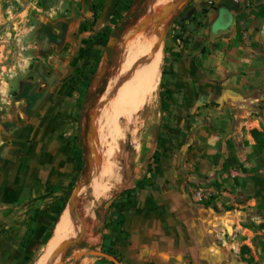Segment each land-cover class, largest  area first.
Returning a JSON list of instances; mask_svg holds the SVG:
<instances>
[{"label": "crops", "instance_id": "crops-1", "mask_svg": "<svg viewBox=\"0 0 264 264\" xmlns=\"http://www.w3.org/2000/svg\"><path fill=\"white\" fill-rule=\"evenodd\" d=\"M119 1L84 0L83 19L66 35L79 43V58L89 35L112 26ZM225 2L231 0H190L177 9L165 30L159 144L164 147L160 163L171 167L172 176L168 174L157 191L146 188L133 199L125 195L115 199L102 225L88 240L80 229L79 237L65 247L75 245L76 249L63 260L65 250L58 264H108L88 253L107 250L114 253V261L107 259L113 264H243L236 252L234 225L218 227L216 217L204 215L203 207L192 206L176 189V155L170 153L182 147L185 139L196 138L207 121L224 124L225 139L238 137L245 125H257L253 114L260 111L264 99L260 33L258 37L252 25L238 37L235 8L226 9L229 26L217 24ZM258 4L264 5V0ZM94 5L98 17L92 24ZM76 63L57 73L49 97L27 121L10 132H0V264H37L82 180L74 168L79 104L76 94L62 83ZM213 115L215 119L210 118ZM157 145L158 140L154 150ZM145 176L146 172L129 189H136ZM121 205L128 208L123 215ZM114 216L124 221L120 232L112 230ZM28 228L33 235L22 247ZM91 247L94 250L85 249Z\"/></svg>", "mask_w": 264, "mask_h": 264}, {"label": "rangeland", "instance_id": "rangeland-1", "mask_svg": "<svg viewBox=\"0 0 264 264\" xmlns=\"http://www.w3.org/2000/svg\"><path fill=\"white\" fill-rule=\"evenodd\" d=\"M167 1L159 6L155 14L161 11ZM189 1L177 0L173 4L186 5ZM260 1L240 0L239 3H234L231 0V3L237 6L234 9V27L238 37L245 34L247 28L252 25L259 37L261 25L264 23V16L260 15L264 5L258 4ZM152 2L153 0H138L134 14L140 18L131 30L139 31L143 24L146 25L144 21L148 20ZM84 5V0H0V132L19 128L39 104L49 97V89L55 83L51 81L48 85L41 74L56 78L57 73L60 75L79 59V43L66 35L83 19ZM177 9L165 21L144 29L143 36H140L142 40L139 38L137 41L127 42L128 39L126 43L125 33L117 40L110 41L113 51L105 90L88 112L93 126L90 123L88 127L86 116L80 124L77 123L82 142L91 150L92 141L94 150L93 155L90 152L85 176L72 193V197L77 195L74 204L76 226L85 230L86 240L92 231L102 225L104 214L110 211L112 204L107 211H104L103 204L123 189H129L144 172L148 174L151 155L159 137V93L164 37L155 97L153 102L144 108L135 131L127 128L126 118L123 117L119 123L120 131L113 134L110 123L113 89L109 92V86L114 81L122 60L130 57L152 36L154 30H166ZM218 15L217 24L221 23L223 28L231 24V16L225 8H221ZM89 29L92 28H86ZM258 44L261 47L260 41ZM103 65L104 59L99 72ZM96 84L95 81L93 89ZM27 92L40 96L43 93V98L31 107L24 97ZM91 101L87 105H91ZM96 114L97 120L95 118L93 121ZM253 116L256 118L253 119L256 127L245 125L235 139H225L224 124L221 123L220 127L219 123L207 121L201 127L207 137L203 136L199 129L195 134L196 138L185 141L182 147L173 148L170 153L176 155L178 192L182 193L192 206L203 207L204 215L216 217L218 227L225 224L234 225L233 228L237 230L236 252L240 260V249L245 246L249 252L243 255V258H252L254 264H264V203L257 195L260 193L264 198V149H255V140L250 134L252 130L264 133V99L260 111ZM210 118L215 119L214 115ZM212 135L214 137L211 139ZM110 149H114V166L111 173H105V168L98 159L107 157ZM166 167V176H172L173 170H170L169 166ZM198 191L205 195L201 202L195 199V193ZM75 249L76 246L73 245L68 248L67 253L71 255ZM65 250L64 246L61 257ZM241 262L247 264L242 260Z\"/></svg>", "mask_w": 264, "mask_h": 264}, {"label": "trees", "instance_id": "trees-1", "mask_svg": "<svg viewBox=\"0 0 264 264\" xmlns=\"http://www.w3.org/2000/svg\"><path fill=\"white\" fill-rule=\"evenodd\" d=\"M137 2L138 0H120L117 3L114 10L113 18L111 19V24L113 27L112 28L106 27L103 30V32L88 36L85 45L80 51L81 56L78 59L74 70L62 80L63 85L71 93L76 94L77 102L79 104V112L75 117L78 124H80V121L86 116L88 118V127L90 126L91 120L88 116V112L94 105V102L98 98H100V96H102L105 90L107 72L111 65V56H112L113 48L110 46V41L117 40L118 38L123 36L125 33H127L128 30H130L134 26L137 20H139L140 18L139 15L134 14L135 5H137ZM222 7L228 10H233L237 6L231 4V2H225L224 5H222ZM260 15L264 16V8L262 9ZM97 17L98 14H97L96 6L94 5L92 24L95 23ZM103 59H104V65L101 72H99L101 62ZM43 78L47 82V79L50 77L44 75ZM115 78L114 81L109 86L108 89L109 92L111 91V89L114 88ZM56 81H57L56 78H53L52 82L56 83ZM95 81L97 82V84H96V88L93 89ZM24 97L30 103V106L34 107L38 102L42 100L43 93L40 96L34 93L27 92ZM90 101H91V105H87V103ZM163 109H165V106H163ZM79 132L80 130L78 128V133L75 136V140L79 144V149L74 153V155L76 156L74 158L75 159L74 168L78 170L79 177L82 178L86 174L87 165L90 157V150L87 148V145L82 142ZM250 134L255 140V145H254L255 149L257 150L264 149V133L257 130H252ZM159 142H160V138L158 137V145L151 155V163L148 167V176H145L138 183L136 189H123L117 196H114L115 198L125 195L127 199L129 198L133 199L138 195L139 190L150 188L154 191H157L156 190L157 185H159L163 181H167L166 179L167 167L163 166L160 163V151L164 149V147L162 144H159ZM257 195L264 203V198L261 197L260 193H258ZM105 204L106 203H104L102 207L104 211H107L108 208H105ZM119 209H120V215H123V213L128 208H126L124 205H121ZM59 214L60 212H58V215ZM112 225H113L112 227L113 231L120 232L124 225V221L121 217L114 216L112 219ZM32 235H33V230L28 228L22 243V247H25L27 245ZM50 236H51V232L46 234L43 243H46V241L49 239ZM79 247L81 249L84 248L82 244L79 245ZM85 249L87 251L94 250V248L92 247L89 249L87 248ZM67 251L68 250H66L63 260H65L68 254ZM248 252L249 249L245 246H243L240 249L241 260L243 262H246L247 264H254L252 258H247V259L243 258V255H246V253ZM105 253L108 254L109 256L114 257V253L110 250L105 251ZM100 259L107 262L108 264H113L107 259L104 258H100Z\"/></svg>", "mask_w": 264, "mask_h": 264}, {"label": "bare ground", "instance_id": "bare-ground-1", "mask_svg": "<svg viewBox=\"0 0 264 264\" xmlns=\"http://www.w3.org/2000/svg\"><path fill=\"white\" fill-rule=\"evenodd\" d=\"M164 1L166 0H153L149 7L150 12L146 25H144L143 29L134 33L127 42L137 41L142 35V32L144 34V29L150 28V25H158L152 22L149 17L157 12L159 6H161ZM176 1L177 0H168L166 4H173ZM159 33V31L154 30L151 37L147 38L130 57L123 59L121 62L115 78L111 100L112 118L110 123L113 134L120 131L121 127L119 123L120 119L123 117L126 118L127 128L135 131L139 126L138 123L144 108L154 100L155 85L159 77L162 61V40L158 44ZM97 117L98 114L93 117V121L95 118L97 120ZM113 159L114 149L113 151L111 149L108 151L107 157L103 156L98 159L104 166L105 173H111L114 166ZM99 170H97V172ZM75 202V198H73V204H75ZM76 221L75 211L72 204L69 203L56 227L53 238L45 246L37 264H58L61 262L64 245L69 241H75L80 235V229L76 226Z\"/></svg>", "mask_w": 264, "mask_h": 264}, {"label": "water", "instance_id": "water-1", "mask_svg": "<svg viewBox=\"0 0 264 264\" xmlns=\"http://www.w3.org/2000/svg\"><path fill=\"white\" fill-rule=\"evenodd\" d=\"M182 6V4H166L162 7L161 11L157 14H155L151 20L152 22H154L155 24H158L162 21H165L170 15L171 13L177 9V8H180ZM144 23H146V20L144 21ZM144 27V24L140 27V29H143ZM137 30H128L127 33L125 34L124 36V42H126L134 33H136ZM164 34H165V30L163 29L161 32H160V35H159V40H158V44L159 42L162 40V38L164 37ZM260 41H261V44H262V48L264 50V23L261 25V29H260ZM39 73H41V70H39ZM41 76L44 77V75L41 74ZM53 80V77H50L47 79V84L50 85L51 81ZM91 125L93 126V122L91 121ZM90 152H91V155H93L94 153V150H93V142L91 141V148H90ZM115 197H113L112 199H110L109 201L106 202L105 204V208H108L114 201H115ZM70 203L72 204L73 206V209L75 211V219L77 218L76 217V208L73 204V197L71 198L70 200ZM74 241H69L67 242L64 246L72 243ZM90 254H93V255H96V256H99V257H102V258H105V259H108V260H111V261H114L115 259L112 257V256H109L108 254L106 253H102V252H98V251H90L88 252ZM85 253H81V255H84Z\"/></svg>", "mask_w": 264, "mask_h": 264}, {"label": "built area", "instance_id": "built-area-1", "mask_svg": "<svg viewBox=\"0 0 264 264\" xmlns=\"http://www.w3.org/2000/svg\"><path fill=\"white\" fill-rule=\"evenodd\" d=\"M234 3H239L240 0H233ZM195 199L199 202L203 201L205 199V195L202 191H198L195 193Z\"/></svg>", "mask_w": 264, "mask_h": 264}]
</instances>
